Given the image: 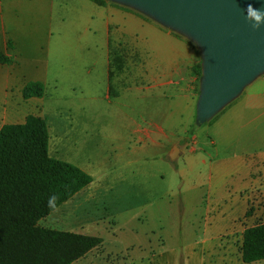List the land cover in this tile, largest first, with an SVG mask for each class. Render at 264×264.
I'll return each instance as SVG.
<instances>
[{"label": "rangeland", "instance_id": "obj_1", "mask_svg": "<svg viewBox=\"0 0 264 264\" xmlns=\"http://www.w3.org/2000/svg\"><path fill=\"white\" fill-rule=\"evenodd\" d=\"M102 1L154 23L186 45L188 75L195 81L189 84V90L193 86L196 89L188 92L187 104H182L178 118L167 123L151 111V105L154 109L155 104L147 98L115 101L114 98L129 86V79L135 76L129 73L131 66L144 65L146 61L141 58V52L129 44L112 43L109 80L113 102H110L106 98L105 67L100 58L103 35L95 30L84 35L81 32L84 26L80 29V24L75 23L72 4L64 6L63 10L57 9L56 16L63 14L66 24L57 30L41 55L40 60L47 66L44 95L37 102L25 99L26 83H23L24 88L0 89V130L23 123L29 115L41 116L49 127L50 156L78 166L92 176L93 182L38 225L102 239L98 248L74 264H245L239 256L243 231L264 223V201L250 205L246 212L242 204L232 206L229 217L239 216V219L235 225L229 220L227 224L229 218L224 212L229 194L235 190V181H242L245 172L236 169L222 171L215 181L219 187L216 197L226 203L209 202L206 196L214 182L209 178L218 164L264 147V137L261 141H249L256 130L264 136V117L259 125L245 119L233 122L228 139L213 137L210 126L236 104L247 86L201 122L199 103L206 68L201 41L139 6L118 0ZM77 28L79 31L75 33ZM75 35L84 37L79 40ZM0 36V64L11 65L13 59L6 52H11L13 44L4 41L2 30ZM114 55L118 61L112 60ZM89 56L91 58L85 59ZM90 64L92 74L86 87L72 90L71 67L81 72ZM198 65L200 75L195 70ZM81 66L83 69H79ZM117 66L121 68L118 70ZM56 70L64 78L58 88L53 82ZM32 75L29 70L27 79L33 80ZM263 76L264 71L258 78ZM140 86L147 84L138 82ZM170 101L174 111L175 97ZM120 114H127L132 120L123 121ZM161 126L171 141L132 135V129L153 131ZM175 146L179 147L181 155L171 162L169 155ZM256 212L260 218L249 223ZM218 226L225 230L221 232Z\"/></svg>", "mask_w": 264, "mask_h": 264}, {"label": "crops", "instance_id": "obj_2", "mask_svg": "<svg viewBox=\"0 0 264 264\" xmlns=\"http://www.w3.org/2000/svg\"><path fill=\"white\" fill-rule=\"evenodd\" d=\"M69 4L74 7L73 13L77 18L75 23L80 24V29L82 26L85 28L84 30L81 29L84 35L94 30L95 33L103 35V55L100 58H103L105 67L106 98L113 102L109 80L110 46L112 43L129 44L130 47L141 52V58L145 59L146 64L131 66L129 73L135 76L129 79V86L114 98L115 101L125 98L133 102V99L147 98L148 101L155 104L154 109L151 105V111L158 115L160 121L167 123L176 120L179 112L182 111V104H187L188 92L196 89L193 86L189 90V84L195 81L188 75L189 51L186 45L174 39L154 23L144 20L130 11L107 5L101 6L91 0H0V30L4 33V41H10L13 44L11 52H6L13 59V63L11 65L0 64V89L10 90L21 86L24 88L23 83L28 84L30 82H40L46 89L45 85L48 83L47 66L45 67L43 61L40 60L43 57L41 55L47 50L46 46L55 37L57 30L66 24V18L63 14L56 16L57 9L63 10V7ZM70 20L72 21V18ZM78 31L79 28L75 29L74 32ZM83 37L75 35V38L79 40H82ZM134 52L136 53V50ZM86 58H91V56ZM89 63L91 62L89 61ZM79 69H83V66ZM29 70L33 72V80L31 81L27 79ZM91 74V64L88 67L85 66L81 72L72 66L69 75L72 90L84 89ZM23 79L25 82L22 81ZM53 82L55 88L64 82V78L60 76V71H55ZM138 82L147 84V86L138 87ZM173 96L176 99L174 111H172L173 104L170 101ZM7 97L8 94H4V98ZM39 99L41 98H31L30 100L37 102L36 100ZM165 101L168 103L165 104ZM71 107L73 106L71 105ZM263 117L264 76L244 89L236 104L210 126V134L213 137L215 135L219 138L228 139L233 122L237 123V121L245 119L250 124L259 125ZM119 118L123 121L132 120L127 114H120ZM138 134L171 141L169 135L163 131L162 126L153 131L132 129V135ZM251 135L249 141L255 139L261 141L264 137L260 134V130H256ZM235 169L245 171L242 181H235V190L229 194L228 202L223 198H217L216 194L218 195V193L216 191L219 187L215 181L219 180L222 171ZM209 180L214 182L210 184V193L206 196L207 200L218 203L227 202L224 215L227 214L229 219L226 222L235 225L239 216L229 217V213L233 211L232 206L242 204L246 212L250 205L264 201V147L249 151L243 156L229 158L222 165L218 164L215 173L210 176ZM255 214L250 218L249 223L260 218L258 217L260 215H257L258 212ZM218 227H221V232L225 230L223 226ZM239 256L242 260L241 252ZM252 264H264V261Z\"/></svg>", "mask_w": 264, "mask_h": 264}, {"label": "trees", "instance_id": "obj_3", "mask_svg": "<svg viewBox=\"0 0 264 264\" xmlns=\"http://www.w3.org/2000/svg\"><path fill=\"white\" fill-rule=\"evenodd\" d=\"M200 69L195 67L198 75ZM44 89L30 82L24 98H41ZM49 143V127L40 116L0 130V264H74L102 244L99 237L38 225L93 182L78 166L52 158ZM51 196L56 199L49 207ZM241 255L245 264L264 261V223L244 231Z\"/></svg>", "mask_w": 264, "mask_h": 264}, {"label": "water", "instance_id": "obj_4", "mask_svg": "<svg viewBox=\"0 0 264 264\" xmlns=\"http://www.w3.org/2000/svg\"><path fill=\"white\" fill-rule=\"evenodd\" d=\"M139 6L164 22L198 38L205 52L201 122L239 95L264 71V27L256 30L245 19L248 3L264 0H118ZM181 152L175 146L169 158Z\"/></svg>", "mask_w": 264, "mask_h": 264}, {"label": "clouds", "instance_id": "obj_5", "mask_svg": "<svg viewBox=\"0 0 264 264\" xmlns=\"http://www.w3.org/2000/svg\"><path fill=\"white\" fill-rule=\"evenodd\" d=\"M245 19L252 25L256 30L264 27V6L256 7L252 3H248L245 8ZM56 197H49V207L54 205Z\"/></svg>", "mask_w": 264, "mask_h": 264}]
</instances>
